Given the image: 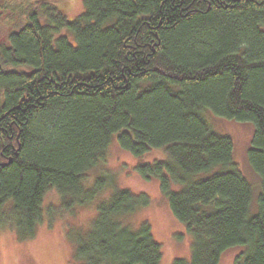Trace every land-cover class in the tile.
Instances as JSON below:
<instances>
[{
	"label": "trees",
	"instance_id": "trees-1",
	"mask_svg": "<svg viewBox=\"0 0 264 264\" xmlns=\"http://www.w3.org/2000/svg\"><path fill=\"white\" fill-rule=\"evenodd\" d=\"M1 37L0 230L33 239L55 191L62 213L96 210L68 233L76 264H161L150 224L127 222L149 196L107 175L87 185L116 138L133 157L165 152L136 170L191 237L173 264H219L233 247L234 264H264V0H83L73 20L66 0H0ZM207 114L253 124L256 203Z\"/></svg>",
	"mask_w": 264,
	"mask_h": 264
},
{
	"label": "rangeland",
	"instance_id": "rangeland-1",
	"mask_svg": "<svg viewBox=\"0 0 264 264\" xmlns=\"http://www.w3.org/2000/svg\"><path fill=\"white\" fill-rule=\"evenodd\" d=\"M83 12V0H66V18L73 20ZM10 29L23 25V20L9 22ZM62 35L69 37L65 31ZM5 37L0 42L5 43ZM71 40V38L69 37ZM208 124L219 135L227 136L233 143V157L239 170L249 182L253 191V202L261 191V179L248 162V151L254 135L252 123L228 120L207 114ZM166 160L163 150H150L141 157H133L122 150L114 138L107 151L105 162L90 171L86 177L90 186L97 178L107 175L117 189H128L133 193H145L151 200L150 206L128 219L134 228L142 221L151 226L154 240L162 250L161 264H173L175 260L189 261L191 237L186 229L172 215L167 200L161 194L157 179H143L136 167ZM107 182L108 178L104 177ZM112 189V188H111ZM111 189L105 190L101 199L110 196ZM60 197L55 191L49 192L44 199L45 220L38 227L33 239L18 242L8 230H0V264H76L74 244L70 237L85 231L95 216L94 205L81 207L73 214L62 213ZM254 209V205H253ZM68 233L70 237H68ZM243 247L226 250L219 264H234L236 256Z\"/></svg>",
	"mask_w": 264,
	"mask_h": 264
}]
</instances>
